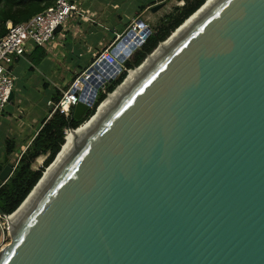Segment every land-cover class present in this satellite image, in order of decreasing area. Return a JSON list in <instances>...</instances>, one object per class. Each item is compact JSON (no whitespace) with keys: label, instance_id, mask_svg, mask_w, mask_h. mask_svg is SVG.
<instances>
[{"label":"water","instance_id":"95a60500","mask_svg":"<svg viewBox=\"0 0 264 264\" xmlns=\"http://www.w3.org/2000/svg\"><path fill=\"white\" fill-rule=\"evenodd\" d=\"M206 1L97 112L127 74L107 93L14 219L0 201V264H264V0ZM15 167L4 155L0 186Z\"/></svg>","mask_w":264,"mask_h":264},{"label":"crops","instance_id":"0c3cea01","mask_svg":"<svg viewBox=\"0 0 264 264\" xmlns=\"http://www.w3.org/2000/svg\"><path fill=\"white\" fill-rule=\"evenodd\" d=\"M71 1L77 6L80 14H72L65 26L56 31L45 46L39 48L38 53L43 50L46 56L34 64V56L30 51L35 46L28 45L24 55L12 64L16 83L14 84L16 87L19 85L20 89L13 91L8 107L0 112V127L3 123L15 124L12 136L8 134L9 126L5 129V139H13L17 146L20 140L21 150L30 143L47 115L41 117L36 112L33 103L36 97L44 98L47 102L55 90H62L112 41L115 33H121L127 28L133 18L147 19L145 22H148L158 16L160 20L172 10H163V6L157 11H151L152 6L167 0ZM142 7L144 9L139 11ZM48 93L51 94L50 97ZM14 96L17 97L16 102ZM0 150L3 154L4 148Z\"/></svg>","mask_w":264,"mask_h":264},{"label":"trees","instance_id":"16d2710c","mask_svg":"<svg viewBox=\"0 0 264 264\" xmlns=\"http://www.w3.org/2000/svg\"><path fill=\"white\" fill-rule=\"evenodd\" d=\"M182 1L183 5L173 7L169 13L159 20L155 28H152L145 42L124 61L125 68L139 66L161 42L166 40L186 18L205 2V0ZM53 4L54 0H0V38L7 32V22L13 24L26 22L33 16L53 6ZM142 9L144 7L140 8L139 11ZM39 48V46H35L30 51L32 56H34L32 58L34 64H37L46 56V52L43 50L38 53ZM125 74L126 72L123 71L112 82L107 83L104 90L98 93L93 107L88 109L79 120L74 119L71 115L66 117L59 110H54L53 105H47L49 109L46 117L24 150H21L13 139H5L4 155H17L15 157L16 167L13 173L0 186V201L3 204V213H12L26 198L64 143L65 129H76L85 119L89 118L94 113L97 105L106 97L107 93L112 92L123 80ZM70 82L62 90L66 89ZM60 96L61 90H55L49 100L56 103ZM39 157H43V162L41 166L36 168L34 164Z\"/></svg>","mask_w":264,"mask_h":264},{"label":"built area","instance_id":"2783aa9c","mask_svg":"<svg viewBox=\"0 0 264 264\" xmlns=\"http://www.w3.org/2000/svg\"><path fill=\"white\" fill-rule=\"evenodd\" d=\"M178 5H183V1L180 0ZM76 13L80 14V11L71 0H54L53 6L26 22L6 23L7 32L0 38V112L9 102V95L13 91L15 76L12 72V64L24 55L26 46H45L53 37L57 26L64 27L72 14ZM150 32L149 25L143 19L133 18L127 28L122 33H115L109 45L100 50L93 61L72 78L66 89L61 90L59 100L56 103L48 100L47 105H53L54 110H59L69 117L72 116L73 106L78 102L79 97L94 95L95 102L98 93L104 90L109 77L116 78L121 72L125 71L127 74L136 68L127 69L123 63L145 42ZM125 37L126 39L123 40ZM113 49L118 51L117 55H124L123 62H118ZM115 63H119L121 69H117ZM69 129L72 128L65 129L64 133ZM7 215L10 216L11 213ZM8 238V221L0 214V248Z\"/></svg>","mask_w":264,"mask_h":264},{"label":"rangeland","instance_id":"374dc122","mask_svg":"<svg viewBox=\"0 0 264 264\" xmlns=\"http://www.w3.org/2000/svg\"><path fill=\"white\" fill-rule=\"evenodd\" d=\"M177 2H179V1H175V0H167L166 2H165V5H164V7H163V10H171V8L173 9V7H175V6H179L178 5V3ZM181 6V5H180ZM166 7H168V8H166ZM161 12H163V11H161ZM145 20H147V19H144V21ZM159 22V17L158 16H155L154 18H151V19H149V21L147 22L146 21V23L149 25V27H150V29L152 30V28H155V26L157 25V23ZM121 32V31H120ZM122 33V32H121ZM126 75V74H125ZM19 82H21V81H19ZM15 83V82H14ZM108 83V82H107ZM106 83V84H107ZM16 84V83H15ZM13 85V91L15 92V90H16V88H18V89H20V86L18 85V87H16V85ZM106 84H105V86H106ZM49 92H50V90H48ZM44 93H41V95H43ZM51 96V94H49L48 93V97H50ZM17 101V97L16 96H14V102H16ZM9 103L10 102H8L7 104H6V106L4 107L5 109H6V107H8V105H9ZM33 103H34V106H35V110H36V112L41 116V117H44L46 114H47V112H48V106H47V103H46V100L44 99V98H40V97H36L35 98V100L33 101ZM12 104V103H11ZM11 106H13V104L11 105ZM93 107V106H92ZM95 110H96V108H95ZM2 119H1V116H0V121H1ZM86 120V119H85ZM8 126H9V128H8ZM8 128V134H9V136H12L13 134H14V128H15V124L13 123V122H10V123H6V125H5V123H3L2 124V126L0 127V149H3L4 148V142H5V129H7ZM21 143V141L19 140L18 142H17V144H18V147H19V144ZM22 150H23V148H22ZM16 155L17 154H15L14 156H8L9 157V159L11 160V161H14L15 162V157H16ZM3 157H4V153L2 154V151L0 150V162L2 161V159H3ZM43 162V157H39L37 160H36V162H35V164H34V167H39L40 166V164ZM9 242V238L4 242V244H3V246L5 245V244H7Z\"/></svg>","mask_w":264,"mask_h":264},{"label":"bare ground","instance_id":"6f19581e","mask_svg":"<svg viewBox=\"0 0 264 264\" xmlns=\"http://www.w3.org/2000/svg\"><path fill=\"white\" fill-rule=\"evenodd\" d=\"M208 1V0H207ZM206 1V2H207ZM178 3V2H177ZM198 9V8H197ZM196 9V10H197ZM193 16V15H192ZM191 16V17H192ZM190 17V18H191ZM189 18V19H190ZM189 19H187L186 21H185V23L189 20ZM184 23V24H185ZM183 24V25H184ZM149 60V57L146 59V61L143 63V65L147 62ZM143 65H141L139 68H137V69H135V70H130L128 73H127V77L125 78V80L123 81V83L122 84H120L112 93H110L109 95H107V98L99 105V107H98V109H97V112L118 92V90L143 66ZM89 94V93H88ZM84 97H85V100H87V99H90L91 98V96H90V94L89 95H84ZM97 112H96V114H97ZM95 114V115H96ZM91 115V114H90ZM94 115V116H95ZM93 116V117H94ZM89 117V116H88ZM91 117V116H90ZM87 118L82 124H80V126L78 127V128H76V129H74V130H72V129H69V130H67L66 131V133H65V138H64V143L62 144V146L60 147V151H59V153L58 154H56V157H54V159H53V162L44 170V172H43V176H42V178L44 177V175L46 174V172L48 171V169L53 165V163L57 160V158L62 154V152L66 149V147L71 143V141L75 138V136L80 132V130L93 118ZM42 178H41V180H42ZM40 180V181H41ZM40 181L38 182V184L40 183ZM37 184V185H38ZM37 187V186H36ZM35 187V188H36ZM34 188V189H35ZM34 189H33V191H34ZM32 191V192H33ZM32 192L30 193V195L32 194ZM29 195V196H30ZM29 196L27 197V199L29 198ZM26 199V200H27ZM25 200V201H26ZM25 201L21 204V206L15 211V212H13L10 216H9V221L10 220H12V219H14L15 217H16V215H17V213L21 210V208H22V206H23V204L25 203ZM8 225H9V223H8Z\"/></svg>","mask_w":264,"mask_h":264}]
</instances>
